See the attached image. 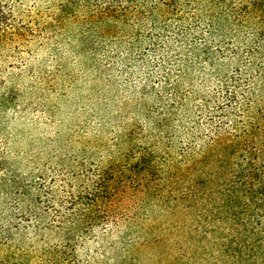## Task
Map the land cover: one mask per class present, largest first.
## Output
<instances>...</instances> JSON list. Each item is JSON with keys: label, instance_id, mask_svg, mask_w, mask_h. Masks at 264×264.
Returning a JSON list of instances; mask_svg holds the SVG:
<instances>
[{"label": "rangeland", "instance_id": "rangeland-1", "mask_svg": "<svg viewBox=\"0 0 264 264\" xmlns=\"http://www.w3.org/2000/svg\"><path fill=\"white\" fill-rule=\"evenodd\" d=\"M216 138L264 166V0H0V264H233Z\"/></svg>", "mask_w": 264, "mask_h": 264}, {"label": "trees", "instance_id": "trees-1", "mask_svg": "<svg viewBox=\"0 0 264 264\" xmlns=\"http://www.w3.org/2000/svg\"><path fill=\"white\" fill-rule=\"evenodd\" d=\"M223 143L225 142L221 138L211 140L203 152L205 154H201L200 159L198 158L195 161L197 163L201 162L202 158H206L209 154H215L214 149L219 147L220 159H218V162L220 163V169L224 168V164L239 150L248 153L250 157V160H246L244 166H240L239 170L232 174L233 176L225 187L219 190L221 196L215 207L216 219L223 218L228 223H234L236 227L219 244L220 252L226 260L233 262V264H264V222H258L257 226L249 227L239 217L242 204H244L241 202L242 198L248 199L255 207L264 209V166H258L255 163L254 150H247L246 146H240V143L226 145ZM140 163L144 162L141 161ZM138 165L141 164L138 163ZM92 196L90 203L94 205L99 195L93 194ZM262 218L264 219V212ZM102 220L97 216L88 215L85 221L93 226L101 223ZM64 235H70V233L65 232ZM51 264H54V262H51Z\"/></svg>", "mask_w": 264, "mask_h": 264}]
</instances>
